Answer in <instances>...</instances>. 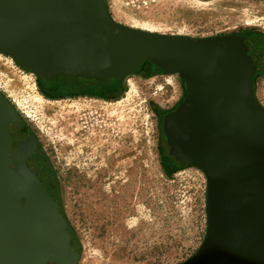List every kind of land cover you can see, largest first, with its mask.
<instances>
[{
  "label": "water",
  "instance_id": "water-1",
  "mask_svg": "<svg viewBox=\"0 0 264 264\" xmlns=\"http://www.w3.org/2000/svg\"><path fill=\"white\" fill-rule=\"evenodd\" d=\"M0 52L46 77L125 78L143 65L180 73L185 96L165 114L177 160L207 179V232L181 264H264V106L255 84L264 52L244 33H159L115 20L107 0H0ZM23 115L0 91V264H78L49 156L9 166L8 121Z\"/></svg>",
  "mask_w": 264,
  "mask_h": 264
},
{
  "label": "rangeland",
  "instance_id": "rangeland-1",
  "mask_svg": "<svg viewBox=\"0 0 264 264\" xmlns=\"http://www.w3.org/2000/svg\"><path fill=\"white\" fill-rule=\"evenodd\" d=\"M107 6L116 21L159 33L264 32V0H107ZM38 75L0 52V89L53 163L82 243L78 264H181L193 256L207 232V179L196 167L165 162L158 113L184 98L181 74L146 64L122 79L117 95L60 98L41 91ZM254 87L264 106V74Z\"/></svg>",
  "mask_w": 264,
  "mask_h": 264
},
{
  "label": "flooded vegetation",
  "instance_id": "flooded-vegetation-1",
  "mask_svg": "<svg viewBox=\"0 0 264 264\" xmlns=\"http://www.w3.org/2000/svg\"><path fill=\"white\" fill-rule=\"evenodd\" d=\"M242 33L253 38L257 46L264 52V32L252 30L243 31ZM262 74H264V65L259 70V75ZM38 76V83L41 91H43L47 96L53 98L73 95L111 97L117 95L123 89V80L118 77L105 78L107 80L105 83H103V78L101 79L102 81L99 82L100 79L85 80L82 78L73 77H70V79H65L61 76H56L54 79H50L49 77L43 76L42 74H39ZM0 91L3 92L1 89ZM158 113L163 119L165 113L161 114L159 111ZM8 126L12 138L9 166L14 168L19 177H21L24 165L28 162L42 159L45 156V152L43 146L32 135V133H30L28 125L24 119L14 122L8 121ZM167 147V151L164 152L165 162L174 168L186 167L187 165L185 163L175 159L168 144Z\"/></svg>",
  "mask_w": 264,
  "mask_h": 264
},
{
  "label": "trees",
  "instance_id": "trees-1",
  "mask_svg": "<svg viewBox=\"0 0 264 264\" xmlns=\"http://www.w3.org/2000/svg\"><path fill=\"white\" fill-rule=\"evenodd\" d=\"M156 67V66H155Z\"/></svg>",
  "mask_w": 264,
  "mask_h": 264
}]
</instances>
